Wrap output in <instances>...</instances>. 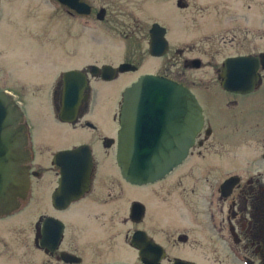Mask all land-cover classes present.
Segmentation results:
<instances>
[{
	"label": "flooded vegetation",
	"instance_id": "af4514ba",
	"mask_svg": "<svg viewBox=\"0 0 264 264\" xmlns=\"http://www.w3.org/2000/svg\"><path fill=\"white\" fill-rule=\"evenodd\" d=\"M79 1L89 6L88 16L96 18L103 11V22L108 15H134L132 8L147 0H111L110 5L99 7L94 0ZM60 6L62 15L85 17ZM165 8L172 23H157L165 29L167 42L165 55L158 59L173 47L177 55L192 49L216 52L218 42L237 48L251 44L252 52L224 58L212 78L190 75L204 63L185 57L177 67L172 64L164 73L151 74L191 92L200 107L201 125L181 162L162 178L143 184L124 178L116 158L122 94L146 73L124 87L107 125L85 119L89 87L74 120L60 121L61 76L53 92L54 110L58 121L71 129L56 136L72 144L50 148L22 122L10 133L7 147L0 135V166L4 169L5 163H11L25 178L22 187L0 196V264H264V63L259 58L264 50L260 51V36L251 43L244 29L230 28L229 32L243 31L245 37L224 40L215 29L204 28L197 30L192 42V0H171ZM188 9L189 31L171 42L168 35L172 26L177 29L175 16H179L173 14ZM203 40L207 43L202 44ZM242 56L256 60L253 89L227 91L222 86L224 62ZM194 61H198L197 68ZM124 63L136 70L118 72ZM110 66L116 69L112 80H103L100 71L91 78L112 82L139 69L126 60ZM81 72L89 85L88 73ZM163 119L180 123L179 117ZM168 130L162 132L163 138L169 137ZM173 145L178 143L173 140ZM79 147L91 160L87 185L74 198L67 193L54 199L65 170L64 165L54 164V156ZM50 149L55 151L47 157L44 153ZM130 158L139 156L131 151ZM0 192L4 194V189Z\"/></svg>",
	"mask_w": 264,
	"mask_h": 264
},
{
	"label": "rangeland",
	"instance_id": "374dc122",
	"mask_svg": "<svg viewBox=\"0 0 264 264\" xmlns=\"http://www.w3.org/2000/svg\"><path fill=\"white\" fill-rule=\"evenodd\" d=\"M111 0H94L95 7L110 5ZM140 1V0H139ZM171 0H147L133 7L134 15H108L100 22L95 15L68 17L53 0H0V90L7 91L22 112L25 123L37 138L51 147L72 144L57 140L69 125L57 119L53 92L62 74L70 70L86 71L89 79L87 115L85 119L107 125L118 109L121 91L139 74L164 73L176 67L185 58H200L204 63L190 75L214 77V68H220L224 58L252 52V45L231 46L217 43L216 52L184 51L177 55L173 47L162 59L150 57L148 30L153 23L171 22V13L165 7ZM160 6V8L158 7ZM131 8V6H128ZM152 11H150V8ZM175 16L177 29H170L173 42L189 31L190 9ZM215 29L224 40L235 36L241 40L245 33L229 32L230 28L244 29L251 43L260 36V51L264 50V0H192V42L198 29ZM30 29L31 33H26ZM202 33V31H201ZM228 33V34H227ZM244 34V35H243ZM186 40L185 42H187ZM217 42V41H216ZM205 44L204 40L201 42ZM207 48L205 45L203 46ZM135 63L136 73L120 76L112 82L92 79V65H117L123 61ZM210 62L209 66H206ZM187 74H189L187 72ZM127 81V82H126ZM63 142V143H62ZM55 150L44 153L49 157ZM38 156V155H37ZM70 218V217H69Z\"/></svg>",
	"mask_w": 264,
	"mask_h": 264
},
{
	"label": "water",
	"instance_id": "95a60500",
	"mask_svg": "<svg viewBox=\"0 0 264 264\" xmlns=\"http://www.w3.org/2000/svg\"><path fill=\"white\" fill-rule=\"evenodd\" d=\"M56 1L82 16H88L90 13L89 6L79 0ZM102 13L103 11L96 15L98 21L104 19ZM149 35V55L154 58L163 57L167 51L165 29L154 23ZM259 58L264 63V53L260 54ZM255 65L256 60L248 56L225 60L221 75L223 88L236 93L250 92L256 81ZM193 66L197 68L198 61H194ZM135 70V67L127 63L121 64L117 69L120 73ZM99 71L103 80L110 81L114 78L116 69L110 65L101 68L95 65L89 67L90 76H95ZM62 82L59 119L71 123L81 102L86 101L87 95H84V92L88 89L87 76L81 71L70 70L62 74ZM165 116L179 117L180 123L166 121L163 119ZM21 122L22 113L18 105L10 95L0 91V135L3 134L6 147L9 140H12L10 133ZM119 124L121 130L117 165L124 178L143 184L162 178L184 158L201 125L200 107L186 88L162 77L145 74L123 92ZM167 128L170 138L168 135L163 138L162 132H167ZM130 138L131 144L128 143ZM173 140L178 145L174 146ZM131 151L132 155L139 158L131 160ZM54 164L65 166L64 172L61 171L62 178L54 199H61L62 194L67 193L70 198L76 197L87 185L91 168L88 152L82 147L60 151L54 156ZM1 166L0 189H4V194L0 192V196H5L11 188L22 187L25 178L17 168L13 169V164L5 163L4 169ZM48 221L46 220L44 225Z\"/></svg>",
	"mask_w": 264,
	"mask_h": 264
}]
</instances>
